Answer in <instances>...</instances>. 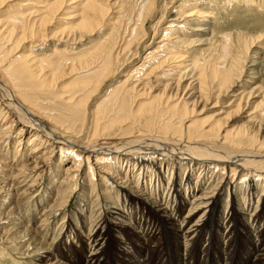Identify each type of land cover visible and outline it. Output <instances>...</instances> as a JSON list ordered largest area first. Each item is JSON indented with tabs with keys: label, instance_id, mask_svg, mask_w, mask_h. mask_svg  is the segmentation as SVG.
I'll return each instance as SVG.
<instances>
[{
	"label": "bare ground",
	"instance_id": "bare-ground-1",
	"mask_svg": "<svg viewBox=\"0 0 264 264\" xmlns=\"http://www.w3.org/2000/svg\"><path fill=\"white\" fill-rule=\"evenodd\" d=\"M173 1L127 6L129 23L94 46L107 0H0V220L44 208L31 264H264V34L220 50L210 13ZM133 40L155 47L135 65L121 62ZM122 79L128 89L112 90ZM102 95L117 101L112 118L95 106ZM219 98L247 123L190 118L189 105Z\"/></svg>",
	"mask_w": 264,
	"mask_h": 264
},
{
	"label": "rangeland",
	"instance_id": "rangeland-1",
	"mask_svg": "<svg viewBox=\"0 0 264 264\" xmlns=\"http://www.w3.org/2000/svg\"><path fill=\"white\" fill-rule=\"evenodd\" d=\"M107 1L108 2H106V3L108 5L107 4L106 5L108 6V10H109L107 12V14H108V17L111 18L110 23L112 25L109 22H108V24L103 23L99 27L96 28V31L94 33L90 34L89 40L92 41L91 44L94 46H96V43L99 44V42H101V44H106L110 39L116 37L117 33H118V30L116 28L117 27L119 28L120 24H121L120 25L121 28H124L127 25V23H129L128 19L130 17V13H129V15H127L128 12H126L128 7H131V8L133 7L134 9H138L137 6H139V7L143 8L145 6V3L147 0H107ZM151 1L153 4L152 5L153 8H156V9L159 7H160V9H163L164 6L168 7L169 5H171L174 2L173 0H151ZM185 2H187L186 3L187 7L191 6L193 8L195 6V8L197 10L210 13V15L212 16V19L215 20V26H214V30H213L214 31L213 38H214V40L216 38L215 44H217V45H215V47H219L220 50H222V48L225 49L229 46L231 48L235 49L237 47V43L239 42V40L246 38V37H249V36H257L258 34L259 35L264 34V0H235V1H232V0H230V1H228V0H189V1L185 0ZM188 3H189V5H188ZM135 6H136V8H135ZM169 13H171V11L168 12V15H169ZM124 14L126 15V17ZM108 17H106V18H108ZM148 18H149V16H148ZM154 18L155 19H152L153 21L151 20L152 25L156 23L159 16L156 15ZM56 22H54V24ZM144 25L146 26L145 27L146 32L151 34L153 32V30L151 29L150 25H148L146 23ZM111 27H113V28L111 29ZM143 30H144V28H143ZM137 35L139 38L142 35V31H138ZM98 36H100V37H98ZM225 36L228 37V42H226L227 38H224ZM53 39L54 38H52V36H51V38L49 37L48 38L49 41H47V43H46L47 46H43V48L51 47V45H53L52 43H54ZM75 40L76 41H74V46H76V49H78V53H80V52L87 53L88 50L85 51L82 48L84 46L87 47V44H86L87 40H84V39H82V40L81 39H75ZM136 41L137 40H133L130 43L129 50H126V52H124L123 56H121V62H124L126 59H128L130 61V59H131L132 65H135L137 63V60H138L135 57H137L139 54H143L145 52L143 54V57H146L148 53H150V54L153 53L155 47H153V48L149 47V46L148 47H142L139 45V42L138 41L136 42ZM55 44H57V43H55ZM82 44H83V46H81ZM231 44H233V45H231ZM25 45L27 47H31L30 44L26 43ZM222 45H223V47H222ZM64 47H66L65 44H63L61 48H64ZM38 58L42 59L43 55H39ZM79 75H84V74L83 73L82 74H76V75L71 76L68 80H66L64 82H61L60 80H58L57 82H59V85L65 86L68 83L70 84L73 81L77 80ZM261 79H262L261 85L264 86V74L261 75ZM124 80L125 79H122L120 81V83H117L111 89L113 90V89H115V87L128 89L127 88L128 84L123 85ZM131 81L132 80H128V83H130ZM85 85L76 84V85H72V86H76L77 87L76 90H80V88H82ZM105 92H107V91L104 89L103 94H105ZM150 96L160 98V99L164 98V96L161 97L162 96L161 92L153 93L152 90L150 92L149 97ZM105 98H106L105 95H102L99 98L100 100L98 99L99 101L95 100V98H94V102L98 101V103L95 106H98V108H100V115H103L104 113H106V117L112 118L113 117V113H111V109L113 108L112 104L116 103L117 101L114 99L113 103L104 104ZM131 98L132 97L130 95H128L127 103L130 107H131V100H132ZM223 100H226V98H221V99L219 98L217 100V102L219 104L218 103L215 104L216 106L214 105V107H213V104L210 103L211 101H213V99H211L206 106H204L203 102L198 103L197 105H194V106L189 105V110H191L190 112L194 111V114H192L190 116V118H195L196 121L197 120L202 121V122L199 121L201 126H203V124H205L207 122H209V123L218 122V124L221 128L225 127L224 124H227L226 126L228 127L230 125H238V124H242V123H247L249 118L248 119L240 118L242 111H241V108H239V109L236 108V105H235L236 102L235 103L233 102L232 105L231 104L229 105V102L226 103L227 105L226 104L223 105V104H221V101H223ZM141 103H144V102H141ZM203 106L205 107L204 112L201 113V115H197L198 114L197 112H199L203 108ZM228 119L230 120L229 123H228ZM262 119H257L256 120L257 123L264 124V120H262ZM14 148H15V146H14ZM14 148H13L12 144H9L7 146H4V148H3L4 150H2V151L4 153H7L6 150H8V149L9 150L12 149V151L17 150V148H15V149ZM9 150H8V152H9ZM11 154H13V152ZM11 160H13V155H10V161ZM68 162H69V160H68ZM197 173H198V171H196V174ZM16 183L18 184L17 181H16ZM44 184H45V182H44ZM55 184H56V182H54V185ZM14 187L19 193H21L24 190L23 184H20V185L18 184V186L15 185ZM46 187H48V191H49V188H51V184L46 185ZM40 197H42V196H40ZM0 200H1L2 207H4L3 209L8 208V205L7 206L4 205L3 198H1V196H0ZM78 200H79V193L75 192L74 200L71 202V205H70L71 207L66 209V212L71 211L73 209L75 202L76 201L78 202ZM34 207H35V205L25 206L24 210L21 211V213L19 215L7 217V218L2 217V220H0V264H31V262L33 260L37 259L39 256H43L44 250H40V248L37 246V243L41 240V237L42 238L44 237L43 229L39 230V228H38L39 221L41 219L43 220L41 214H42V210L44 208L40 207L39 209H36V207L35 208ZM66 212H63V214L61 216H59V214H56L55 218L50 220V223L53 225V230L55 229V227L58 224H60L61 218H63L65 216L64 213H66ZM29 219H31L30 223H28ZM66 221H67V219H66ZM23 223L28 225V228L26 230L23 228ZM12 230L15 231L16 238H18V240H17L18 243L16 246H14L13 243H11V241H10V239L12 237H14L11 235L12 233H14V232H12ZM52 241H53L52 238L49 237V240L45 241V243H47L49 245V244H51ZM122 241L123 240L120 238L118 242H122ZM26 244L30 245V251L27 254H24L22 252V249H23L22 246L24 247Z\"/></svg>",
	"mask_w": 264,
	"mask_h": 264
}]
</instances>
